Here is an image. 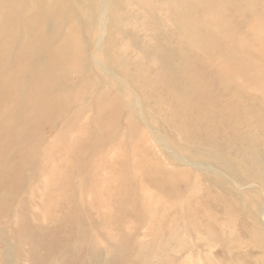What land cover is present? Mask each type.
I'll return each instance as SVG.
<instances>
[{
	"label": "rangeland",
	"instance_id": "1",
	"mask_svg": "<svg viewBox=\"0 0 264 264\" xmlns=\"http://www.w3.org/2000/svg\"><path fill=\"white\" fill-rule=\"evenodd\" d=\"M31 1L25 0L26 13ZM48 1L35 3L40 9ZM98 1L97 6L103 9L105 5L106 12L110 11L104 30H93L88 43L82 21L71 22L61 25L60 37L64 32L83 31L81 39L88 46L90 61L92 55H99L97 59L103 60L110 73L94 61L90 71L80 68L83 77L70 73L66 81L89 92L80 103L58 121L53 113L40 122L30 131L31 140H18L23 133L19 131L13 134L16 143L0 149L2 169L6 160L22 166L15 178L9 175L14 178L12 184L0 190V212L5 208V214L11 215L1 228L5 230L6 264H29L33 252L35 264H90V258L82 255L90 245L97 251L92 264H264V188L256 178L258 169L249 164L254 160L262 164L264 154H255L256 146L248 141L264 130V0H178L179 7L176 0ZM64 2L73 5L72 0ZM2 33L0 26V37ZM94 35L103 37L97 47ZM174 50L178 57L169 63L158 58ZM1 53L2 47L0 62ZM15 53L11 52L8 62L13 73L20 69ZM38 60L45 62L43 57ZM179 62L181 68L183 63L195 68V85ZM204 81L210 88L200 105L210 109L192 111L194 125L178 130L174 127L178 100L191 98L189 90H200ZM188 82L193 88L189 89ZM9 95L0 104V116L11 106L12 90ZM99 101L101 111L96 108ZM80 108L75 126L68 128L67 119ZM229 112L239 114L231 118L235 121L231 126L239 129L240 138L224 124ZM100 116L107 121L102 126L95 122ZM204 119L211 122L198 124ZM198 128L229 136L219 134L216 147L186 139L184 133L191 135ZM144 164L163 168L164 190L158 191L153 182L147 184ZM109 215L118 219L111 228L102 229L104 222L99 230L92 228L95 221ZM28 217L32 223L26 221ZM66 217L70 223L61 229ZM83 232L96 243H88ZM44 236L53 243L33 250L32 240L42 241ZM64 244L68 246L65 255Z\"/></svg>",
	"mask_w": 264,
	"mask_h": 264
},
{
	"label": "bare ground",
	"instance_id": "2",
	"mask_svg": "<svg viewBox=\"0 0 264 264\" xmlns=\"http://www.w3.org/2000/svg\"><path fill=\"white\" fill-rule=\"evenodd\" d=\"M36 0H33V4L31 1L30 8L28 12L26 13L25 9V0H0V26L3 28V33L0 37V47H2V53L3 59L2 62H0V104H3L4 100H7V98L10 99L9 93H11V90L14 93V96H12V99L10 101L11 106L8 109V111L0 116V149L7 148L8 144L11 142H15V138H13V134L16 132H23L22 135L19 136L20 139L18 140H31L32 135L30 134V131L34 128H36L40 122L47 119L48 116H52L53 113H56L55 115L56 120L58 121L61 119V117L68 116V114L71 112V110L74 108L75 105L80 103L81 99L85 97L88 92V90H81L78 86H75L71 83H68L66 79H69L68 76L70 73L74 72L78 76L84 75V71L80 69L82 66L83 68L87 67L88 70L91 68V63L94 61V65L98 67L99 69H104L106 72L108 71L106 66L103 64V60L97 59V56L99 55H92V62L90 61V54L88 50V46L82 42V32L78 30H74L73 32H64V36L61 38V25L65 24L67 25L71 22L75 23L78 21H82V25H85L83 29L86 31V39L88 43H90V38H93L92 31L97 30L98 28H101L104 30V22L107 21V15L110 14L109 9L107 8V12L104 9L105 5L103 6V9L99 6L98 0H72L73 5H67L64 1L66 0H47V4H43V6L38 9L36 3ZM40 1V0H39ZM98 1V2H97ZM176 6L179 7L178 0L174 1ZM71 4V3H70ZM80 4V5H79ZM103 4V1H102ZM179 5V6H178ZM77 6V7H73ZM100 7V9H99ZM28 8V7H27ZM102 9V10H101ZM113 13H111L112 15ZM178 14V13H177ZM180 14V12H179ZM178 14V15H179ZM114 15L115 12H114ZM113 16V15H112ZM77 17V18H76ZM105 17V18H104ZM115 18V16H114ZM105 20V21H104ZM109 20V19H108ZM112 21V20H111ZM115 21V20H114ZM145 28V26H144ZM67 29V28H65ZM64 30V29H63ZM67 31V30H66ZM96 32V31H95ZM107 32V31H106ZM68 36H67V34ZM102 33V32H101ZM95 34V33H94ZM104 33H102L103 35ZM96 35V34H95ZM94 35V36H95ZM96 37V36H95ZM102 37V36H101ZM211 37V36H210ZM97 38V37H96ZM103 38V37H102ZM102 38H97L96 40L93 39V44L96 43V47L101 45ZM106 41V40H105ZM264 42V41H262ZM103 43V42H102ZM97 49V48H96ZM15 51V55L17 56V62L20 65V69L16 71V73L11 72L12 66L9 65L8 62H11L13 56L11 54L12 51ZM100 50V49H99ZM98 50V51H99ZM175 52L169 51L163 55L158 54L160 60H164L161 62L169 63L173 57H178V50H174ZM97 52V51H96ZM161 53V52H160ZM145 54V53H144ZM101 56V55H100ZM39 57L45 58L44 63L39 62ZM111 57V56H109ZM232 60V59H231ZM108 62V60H106ZM235 61V60H234ZM238 61V60H237ZM152 62V61H151ZM160 62V63H161ZM228 62V61H227ZM226 62V63H227ZM240 62V61H239ZM234 63V62H233ZM93 65V66H94ZM179 68H181V63L179 62ZM85 66V67H84ZM238 66V65H237ZM227 67V64H226ZM151 68V67H150ZM201 68V67H200ZM239 68V67H237ZM161 69V68H160ZM167 69V68H165ZM164 69V70H165ZM182 72L187 70V72L190 75V80L193 85L196 84V78L193 77L195 68L193 66H188L187 64L183 63L182 65ZM241 69V68H240ZM85 70V69H84ZM90 71V70H89ZM162 71V70H161ZM227 71V70H226ZM109 72V71H108ZM110 73V72H109ZM158 73V72H157ZM185 73V72H184ZM159 74V73H158ZM157 74V75H158ZM162 74V72L160 73ZM230 74V73H229ZM92 75V73H91ZM234 76V75H233ZM236 78V76H234ZM233 78V77H232ZM256 78V77H255ZM83 81V78H81ZM260 79V78H259ZM228 80V79H227ZM226 80V81H227ZM253 80V79H252ZM257 80V79H256ZM183 81V80H182ZM207 81V80H206ZM224 81V80H223ZM195 82V83H194ZM79 83V82H78ZM77 83V84H78ZM85 83V82H84ZM93 83V82H92ZM154 83V82H153ZM81 84V83H80ZM191 83L188 82L189 89L193 88ZM222 84V83H221ZM86 85V84H85ZM94 85V84H93ZM98 85V84H97ZM125 85V84H124ZM202 87L200 90L193 92H190L191 98L187 97L185 98V101L179 99L177 102V109L178 112H174L176 115L174 127L178 130H185L184 127L187 128L190 126V128L194 125V123L191 121V115L193 112H198L203 109H210L208 107H201V102L203 103L204 100V94L209 92L210 84L204 83L201 84ZM225 85V84H224ZM254 85V84H253ZM88 87V86H87ZM95 87V86H94ZM82 88V87H81ZM86 88V87H84ZM129 88V87H128ZM226 88V87H224ZM91 89V88H90ZM196 89V88H195ZM151 90V89H150ZM211 90V89H210ZM222 90V89H221ZM259 90V89H258ZM257 90V91H258ZM90 91V90H89ZM94 92V91H93ZM92 92V93H93ZM89 93V92H88ZM212 93V91H211ZM232 93V92H231ZM186 94V93H185ZM189 94V93H187ZM90 95V94H89ZM104 95V94H103ZM193 98V99H192ZM201 98V99H200ZM231 98V97H230ZM100 99V97H98ZM103 99V98H102ZM101 99V100H102ZM192 99V100H191ZM200 99V100H199ZM233 99V98H232ZM252 99V98H251ZM100 100V101H101ZM129 100V99H128ZM229 100V99H228ZM235 100V99H234ZM83 101V100H82ZM99 101V102H100ZM137 101V100H136ZM252 101V100H251ZM97 102V110L101 111L103 107H101V102ZM248 102V101H247ZM105 103V102H104ZM128 103V102H127ZM231 103V101H230ZM235 102H233L234 104ZM237 104V103H236ZM228 105V104H227ZM235 105V104H234ZM238 105V104H237ZM236 105V106H237ZM241 105V104H240ZM81 106V105H80ZM204 106V105H203ZM235 106V108H237ZM244 106V105H243ZM249 106V105H248ZM76 107V106H75ZM78 107V106H77ZM129 107V106H128ZM234 107V106H233ZM242 107V106H241ZM85 108V107H84ZM106 108V105L104 106V109ZM132 108V107H131ZM86 109V108H85ZM239 109V108H238ZM81 108L78 110L77 114H71L70 117L67 119L65 125H69L68 128H72L75 126L77 120L81 115ZM105 111V110H104ZM251 111V110H250ZM98 112V111H97ZM106 112V111H105ZM171 112V110H170ZM253 112V111H252ZM80 113V115H79ZM258 113V112H257ZM104 114V113H103ZM106 114V113H105ZM163 114V112H162ZM165 114V113H164ZM244 114V113H243ZM97 115V114H96ZM249 115V113H248ZM255 116V115H254ZM262 116V115H261ZM97 117V116H96ZM95 117V118H96ZM239 117V114L229 112L227 114V117L225 119L227 126L229 127V130H235L233 131L235 133V137L240 138L239 135V129L234 128L232 129V120L231 118ZM253 117V115L251 116ZM260 118L259 116H257ZM98 118V117H97ZM96 118V119H97ZM172 118V119H174ZM169 119V118H168ZM171 119V118H170ZM169 119V120H170ZM195 122L199 119L195 118ZM256 119V117H255ZM108 120V118H107ZM49 121V119H48ZM52 121V120H51ZM63 122V121H62ZM98 126H102L103 123L107 122L105 117L100 116L98 121H95ZM94 122V123H95ZM204 122L210 123L211 120H202V122H198V124H203ZM223 122V121H222ZM235 122V121H234ZM237 122V121H236ZM250 121L248 120V125ZM57 123V122H56ZM167 123V122H166ZM171 123L172 120H171ZM259 123V121H258ZM193 124V125H192ZM207 124V125H208ZM212 124V123H211ZM260 124V123H259ZM261 125V124H260ZM197 126V125H196ZM65 127V126H64ZM171 127V126H170ZM250 127V126H249ZM255 127V126H254ZM263 127V126H262ZM64 129V128H63ZM36 130V129H34ZM172 130V129H171ZM237 130V131H236ZM248 130V129H247ZM260 130V129H259ZM39 131V130H38ZM36 131V132H38ZM67 131V130H66ZM29 134L31 135H28ZM40 132V131H39ZM175 132V131H174ZM251 132V131H250ZM33 133V132H32ZM35 133V132H34ZM41 133V132H40ZM176 133V132H175ZM252 133V132H251ZM254 133V132H253ZM258 133V132H257ZM187 134L186 139L191 141H205L209 143L211 147H216L217 143L215 140L219 138V134L221 136H229V134H221L218 133V130L215 133H209L207 134L205 131H203L201 128L193 129L191 135H188V132L184 133ZM248 134V133H247ZM36 135V133H35ZM38 135V134H37ZM37 135L35 136L37 138ZM30 136V137H29ZM242 136V135H241ZM248 136V135H247ZM256 137L250 138L248 141L255 145L256 148L252 149L253 152L259 156H262L264 154V130H262L259 134L254 135ZM29 137V138H28ZM183 137V136H182ZM252 137V136H251ZM247 138V139H248ZM39 139V138H38ZM58 139V138H57ZM55 138V140L57 141ZM54 140V138H53ZM184 140V139H183ZM61 141V140H60ZM220 141V140H219ZM17 142V141H16ZM15 142V143H16ZM54 142V141H53ZM62 142V141H61ZM59 143V142H58ZM13 144V143H12ZM53 144V143H51ZM250 144V143H249ZM262 144L261 148H259V145ZM58 145V144H57ZM193 145V144H192ZM10 146V145H9ZM14 146V145H12ZM29 148V147H28ZM247 148V147H246ZM253 148V147H252ZM53 149V148H52ZM191 149V148H190ZM213 149V148H212ZM5 150V149H4ZM17 150V149H16ZM14 150V152L16 151ZM20 151V149L18 150ZM28 151V150H27ZM51 151V150H50ZM49 151V152H50ZM210 151V150H209ZM135 152V151H134ZM212 152V151H210ZM208 152V153H210ZM239 152V148L236 151V153ZM17 151L13 154L15 155ZM136 153V152H135ZM206 153V152H204ZM260 153V154H259ZM21 154V153H20ZM220 154V153H219ZM219 154H217L219 156ZM222 154V153H221ZM210 155V154H209ZM256 155V156H257ZM17 156V155H16ZM229 156V155H228ZM241 156V155H239ZM12 157V155H11ZM205 157V156H204ZM264 158V156H262ZM17 158V157H16ZM211 158V157H209ZM250 157H248L249 159ZM258 158V157H257ZM11 159V158H10ZM21 159V158H20ZM261 159V158H260ZM16 160V159H15ZM46 160V159H45ZM6 164H4L2 169V161H0V190L2 191L7 187L10 186L13 179L15 178L14 174H17L21 170V165L18 166L15 162V165L11 163V161L6 160ZM221 161V160H220ZM227 161V160H226ZM245 161V160H243ZM216 162V161H215ZM246 162V161H245ZM156 163V161H155ZM243 163V162H242ZM159 162L156 164L158 165ZM241 165V162H239ZM249 164L252 165L254 169H258V173L256 174V178L258 180V184L264 188V161L261 163L256 162L255 160L253 162H249ZM137 165V164H136ZM245 165V164H244ZM134 166V165H133ZM223 166V165H222ZM230 166V165H229ZM141 167V166H140ZM132 168V167H131ZM136 166H134V169ZM225 169L226 167L223 166ZM14 169V170H13ZM139 169V167L137 168ZM218 169V168H217ZM143 175L145 176V181L147 184L153 185L160 191L163 189V185H166L167 183L163 182V168L162 167H155L153 164H144L143 165ZM214 170V169H213ZM229 170V169H228ZM227 170V171H228ZM43 172V170H41ZM53 171V170H52ZM96 171V170H95ZM226 171V172H227ZM8 172H10L8 174ZM46 172V171H45ZM172 172V171H171ZM224 172V174L226 173ZM231 172V171H230ZM97 173V171H96ZM46 174V173H45ZM177 174V173H176ZM183 174V173H182ZM245 174V173H244ZM6 175V176H4ZM13 177L12 179L9 178ZM170 175H173L172 173ZM186 175V174H185ZM227 175V174H226ZM21 176V175H20ZM45 175H43V178ZM47 177V176H46ZM50 177V176H49ZM165 177V176H164ZM180 177V175H179ZM182 177V176H181ZM241 178V176H239ZM42 178V177H41ZM189 178V177H188ZM187 178V179H188ZM237 178V177H235ZM6 180H9V183H7ZM46 179V178H45ZM50 179V178H49ZM30 180V179H29ZM111 180V179H110ZM163 185L161 184V182ZM250 180V179H249ZM50 181V180H49ZM151 181V183H150ZM154 181L158 182L159 184H154ZM45 182V180H44ZM48 181L45 182L47 184ZM54 182V181H53ZM240 182V181H239ZM49 183V182H48ZM106 183V182H105ZM216 183V182H215ZM242 183V182H241ZM251 183V182H250ZM170 184V183H169ZM49 185V184H47ZM56 185V184H55ZM54 185V186H55ZM91 185V184H90ZM95 185V184H94ZM26 186V185H25ZM44 186V185H43ZM51 186V184H50ZM81 186V185H80ZM123 186V185H121ZM231 186V185H230ZM255 186V185H254ZM56 187V186H55ZM62 187V186H61ZM31 188V187H30ZM122 189L121 187H119ZM198 188V187H196ZM17 189V188H16ZM57 190V189H56ZM164 190V189H163ZM235 190V188H234ZM233 190V191H234ZM263 190V189H262ZM32 191V190H31ZM125 191V190H124ZM169 191V190H167ZM237 191V190H236ZM126 192V191H125ZM230 192V191H229ZM228 192V193H229ZM242 192V191H241ZM263 192V191H262ZM17 193V192H16ZM55 193V192H54ZM96 193V192H95ZM166 193V192H165ZM237 193V192H236ZM56 194V193H55ZM234 194V193H232ZM254 194H256L254 192ZM96 196V195H95ZM235 196V195H233ZM264 196V195H263ZM68 197V196H67ZM98 197V195L96 196ZM71 198V197H70ZM69 198V199H70ZM238 198V197H237ZM73 199V198H72ZM251 200V199H250ZM252 201V200H251ZM253 202V201H252ZM57 203V202H56ZM60 203V202H58ZM254 204V203H253ZM23 205V204H21ZM57 205V204H56ZM74 205V204H73ZM95 205V204H94ZM62 206V205H59ZM98 206V205H96ZM100 206V209L103 208ZM106 206V205H105ZM44 207V205H42ZM47 208V206H45ZM44 207V208H45ZM254 207V206H253ZM4 208V207H2ZM56 208V207H55ZM105 208V207H104ZM43 209V208H41ZM50 209V208H47ZM46 212H48V210ZM71 209V208H70ZM105 209H108L106 207ZM68 210V209H66ZM75 210V209H74ZM96 210V209H95ZM188 210V209H187ZM246 210V209H245ZM44 211V210H43ZM7 211L3 210V212H0V221L2 222V226H0V264H6L7 258H5L3 249L5 248V242H4V231L1 228L4 226V221L7 217L11 216L10 214H5ZM42 212V211H41ZM95 212V211H94ZM192 212V210H191ZM261 212V211H260ZM32 213V212H31ZM75 213V212H74ZM255 213V212H254ZM48 214V213H46ZM57 214V213H55ZM261 214V213H260ZM39 215V214H38ZM49 215V214H48ZM71 215V213H70ZM93 216V214L91 213ZM17 216V215H16ZM40 216V215H39ZM67 216H69L67 214ZM72 216V215H71ZM70 216V217H71ZM244 216V215H243ZM51 217V216H50ZM69 218V221L71 218ZM102 217V216H101ZM106 217V216H105ZM247 217V216H246ZM18 218V217H16ZM49 218V217H48ZM57 219V217L55 216ZM68 218H64L65 224H62L61 229L67 228L70 222H68ZM95 218V217H94ZM98 218V216H97ZM100 218V217H99ZM250 218V217H248ZM35 219V218H34ZM63 219V220H64ZM92 219V217H91ZM263 219V218H262ZM261 219V220H262ZM36 220V219H35ZM51 220V219H49ZM55 220V219H53ZM60 220V219H59ZM77 220V219H76ZM102 220V221H101ZM14 221H16L14 219ZM26 221L29 223H32V221L28 218H26ZM37 221V220H36ZM52 221V220H51ZM79 220H77L78 222ZM115 221H118V219H115L111 215L107 218H102L100 220L95 221V225H92V228L94 230H99L101 222H104L106 226H102L103 229H109L111 228L115 223ZM174 221V220H173ZM250 221V220H249ZM252 221V219H251ZM38 222V221H37ZM55 222V221H54ZM74 222V221H73ZM264 222V221H263ZM98 223V225H96ZM119 223V222H118ZM117 223V224H118ZM252 223H255L252 221ZM39 224V223H38ZM79 225V224H78ZM193 225V223H192ZM258 225V223H257ZM264 225V224H263ZM98 226V227H97ZM119 226V225H118ZM18 226H14V228ZM40 227V226H39ZM193 227V226H192ZM260 227V226H259ZM90 228V227H89ZM253 228V227H252ZM27 229V228H25ZM120 229V228H119ZM209 230V229H208ZM212 231V228L210 229ZM209 230V231H210ZM21 232H24V228L20 229ZM104 231V230H103ZM245 231V230H244ZM92 232V231H91ZM95 232V231H93ZM101 232V231H100ZM105 232V231H104ZM109 232V231H108ZM107 232V233H108ZM208 232V231H207ZM214 232V231H213ZM211 232V233H213ZM45 234V232H44ZM43 234V235H44ZM84 237L88 238V243L94 244L96 242H91V237L87 235V232H83ZM101 234V233H100ZM111 234V233H110ZM210 234V232H209ZM231 235V233H229ZM246 234V233H245ZM219 235V234H218ZM83 236V235H82ZM98 236V235H97ZM101 236V235H100ZM108 236V235H107ZM210 236V235H209ZM233 236V235H232ZM83 237V238H84ZM115 237V236H114ZM221 237V236H220ZM105 238V237H103ZM102 238V239H103ZM227 238V237H226ZM255 238V237H254ZM46 237L44 236L42 241H38L35 239V241L32 240V249H38L39 245H41L42 248H46L47 245L53 243L52 241L44 240ZM97 239V238H96ZM112 241L110 237H107V240ZM221 239V238H220ZM82 240V239H81ZM117 240V238L115 239ZM114 240V242H115ZM226 240V239H225ZM228 240V239H227ZM254 240V239H253ZM101 242L100 240H98ZM109 241V242H110ZM86 239L83 243H86ZM119 242V241H118ZM224 242V241H222ZM248 242V241H247ZM249 243V242H248ZM108 244V243H105ZM111 244V243H110ZM153 244V243H152ZM167 244V243H166ZM251 244V243H249ZM248 244V245H249ZM184 245V244H183ZM89 246V245H88ZM118 246V245H117ZM140 246V245H139ZM167 246V245H166ZM180 246V245H179ZM178 246V247H179ZM251 246V245H250ZM256 246V244H255ZM68 246L64 244L61 246V249L64 250ZM116 247V245L114 246ZM261 247V246H260ZM87 248V246H86ZM110 248V247H109ZM161 248V247H160ZM253 248V247H252ZM159 249V247H158ZM163 249V248H162ZM91 250V251H90ZM116 250V249H115ZM257 250V249H256ZM259 250V249H258ZM114 251V250H113ZM142 251H144L142 249ZM160 251V250H159ZM150 252V250H149ZM164 252V251H163ZM62 253L65 255L66 250L62 251ZM96 249L89 246V250L87 252H84L82 255L88 256L90 258V264L95 262L96 258ZM137 253H140L139 251ZM142 253V252H141ZM159 253V252H158ZM156 253V254H158ZM46 254V252H45ZM50 257L52 259L53 256H55L56 252L49 253ZM148 254V252H147ZM164 254V253H163ZM48 255V254H46ZM114 255V254H113ZM136 255V254H135ZM145 255V254H144ZM159 255V254H158ZM162 255V254H161ZM118 256V255H117ZM147 256V255H146ZM87 257V258H88ZM135 257V256H134ZM143 257V256H142ZM141 255L139 258H142ZM37 256H35V252L32 253V259L29 264H35ZM119 258V257H117ZM144 258V257H143ZM146 258V257H145ZM116 259V258H115ZM135 259V258H134ZM98 260V259H97ZM150 260V259H149ZM51 261V260H50ZM146 261V260H145ZM144 262V261H143ZM106 264V262H105ZM147 264V263H146ZM213 264H216L213 261Z\"/></svg>",
	"mask_w": 264,
	"mask_h": 264
}]
</instances>
